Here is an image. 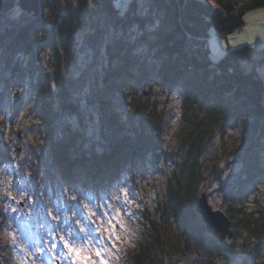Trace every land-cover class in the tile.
<instances>
[{
  "label": "trees",
  "instance_id": "trees-1",
  "mask_svg": "<svg viewBox=\"0 0 264 264\" xmlns=\"http://www.w3.org/2000/svg\"><path fill=\"white\" fill-rule=\"evenodd\" d=\"M121 1L56 0L47 11L42 0L39 16L25 11L15 19L10 13L18 0H0V60L6 56L15 63L7 68L13 80L27 73L33 77L39 69L34 59L47 48L51 53L55 76L42 71L31 88L52 161L64 179L83 188L109 187L132 165L156 163L167 125L164 109L144 96L151 93L146 85L156 80L177 89L182 117L175 137L183 157L174 161L154 212L149 205L129 208L133 222L128 226L138 235L132 242L117 241L111 264H184L182 256L196 250L204 257L200 264L263 261L264 212L241 206L240 190L231 193L225 211L235 230L232 241L211 234L196 206L221 174V159L207 166V147L236 118L250 119L239 150L242 181L261 171L264 46L229 48L214 60L209 40L213 29L221 38L243 28L246 13L264 7V0ZM17 53L36 57L25 64ZM82 103L98 116L105 135L96 142L101 150L82 126L64 121L81 114L87 108Z\"/></svg>",
  "mask_w": 264,
  "mask_h": 264
},
{
  "label": "rangeland",
  "instance_id": "rangeland-1",
  "mask_svg": "<svg viewBox=\"0 0 264 264\" xmlns=\"http://www.w3.org/2000/svg\"><path fill=\"white\" fill-rule=\"evenodd\" d=\"M55 1L46 0L47 7L43 10H50ZM246 1L238 0V3ZM120 4H124L123 0ZM24 12L18 1L10 15L21 19ZM248 12L251 13L247 19L261 18L264 7ZM211 32L214 34L215 30ZM234 34H238V31L228 33L221 39L215 36L210 38L211 57L214 60L221 56L218 55L220 45L222 48H226L228 43L235 45V38L231 37ZM84 37V33L79 34V41L84 42ZM48 49L42 50L38 59H34L35 54V57L32 55L33 63H37L34 66H39L33 77L27 73V77L13 80L7 68L15 63L6 56L0 60V264H92L93 261L95 264H102V261L111 264L112 257L115 258L117 254L116 235L128 242L133 241L131 236L138 235L128 226V222H133L129 208L134 210L135 205H149L154 212L157 199L166 192V180L174 169V161L183 157L184 152L179 150L175 137L182 117L180 95L177 89L167 88L156 80L146 85L151 93L144 96L157 101L164 109L167 125L156 163L149 158L151 160L145 163L132 165L109 187L83 188L78 181L64 179L52 161L31 88L32 78L38 80L42 71L55 76ZM32 56L17 53L15 58L21 57L25 64H29ZM259 70L264 76V65ZM134 92L131 90V96H136ZM140 94L142 92H138ZM82 105L87 108L81 114L65 116L64 121L82 126L89 134L90 143L105 141L94 109L85 103ZM120 105H117L118 108ZM249 122L250 119L244 116L236 118L224 132H219L205 152L207 166L221 159V174L206 188L215 209L228 212L230 195L238 189L241 206L248 211L264 212V151L258 165L261 167L259 176L242 181L245 165L239 150L248 135ZM97 143L95 145L99 150L100 146L97 145L101 142ZM69 244L82 250L90 259L78 258L68 247ZM97 250L101 256L96 255ZM203 258L196 250L191 255H183L180 261L200 264ZM253 262L251 264H264V260L255 259ZM117 264L126 263L122 260Z\"/></svg>",
  "mask_w": 264,
  "mask_h": 264
},
{
  "label": "water",
  "instance_id": "water-1",
  "mask_svg": "<svg viewBox=\"0 0 264 264\" xmlns=\"http://www.w3.org/2000/svg\"><path fill=\"white\" fill-rule=\"evenodd\" d=\"M20 7L37 17L42 11V0H18ZM46 77H49V73L43 71ZM197 212L201 215L203 221L206 224L207 230L217 236L222 241L232 239L235 234V230L232 225L230 216L222 209H215L210 203L209 195L207 191H204L196 206Z\"/></svg>",
  "mask_w": 264,
  "mask_h": 264
},
{
  "label": "crops",
  "instance_id": "crops-1",
  "mask_svg": "<svg viewBox=\"0 0 264 264\" xmlns=\"http://www.w3.org/2000/svg\"><path fill=\"white\" fill-rule=\"evenodd\" d=\"M245 15L246 24L242 28V31L238 32V34H234L231 37L235 38L233 44L228 43L226 48H222L221 45L219 47V56L223 55L227 49L231 48V46H242L244 44H249L253 47H263L264 46V13H262L261 18L247 19L249 13ZM217 38L215 34H213ZM229 38V37H228ZM221 39V38H219ZM235 47V48H236Z\"/></svg>",
  "mask_w": 264,
  "mask_h": 264
},
{
  "label": "snow or ice",
  "instance_id": "snow-or-ice-1",
  "mask_svg": "<svg viewBox=\"0 0 264 264\" xmlns=\"http://www.w3.org/2000/svg\"><path fill=\"white\" fill-rule=\"evenodd\" d=\"M54 86H55V85H53V87H54ZM114 227H115V226L113 225V230H114ZM115 239H116V240H120V236H119V235H116ZM64 242H65L66 244L68 243L67 241H64ZM68 247L71 248L73 254H74V255H77L78 258H80V259H82V260H88V259H90L89 257L85 256V254L83 253L82 250L77 249V248H75V247H72V245H70V244L68 245ZM96 255H97V256H101V253H100L99 250H97ZM92 264H95V262L93 261ZM102 264H107V261H102Z\"/></svg>",
  "mask_w": 264,
  "mask_h": 264
},
{
  "label": "bare ground",
  "instance_id": "bare-ground-1",
  "mask_svg": "<svg viewBox=\"0 0 264 264\" xmlns=\"http://www.w3.org/2000/svg\"><path fill=\"white\" fill-rule=\"evenodd\" d=\"M238 31H242V28L241 29H238Z\"/></svg>",
  "mask_w": 264,
  "mask_h": 264
},
{
  "label": "built area",
  "instance_id": "built-area-1",
  "mask_svg": "<svg viewBox=\"0 0 264 264\" xmlns=\"http://www.w3.org/2000/svg\"><path fill=\"white\" fill-rule=\"evenodd\" d=\"M124 3V2H123Z\"/></svg>",
  "mask_w": 264,
  "mask_h": 264
}]
</instances>
